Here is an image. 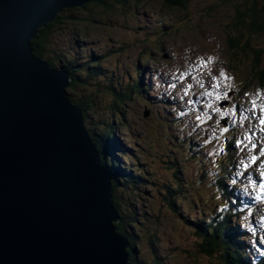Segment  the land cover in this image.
I'll use <instances>...</instances> for the list:
<instances>
[{"label":"rangeland","instance_id":"1","mask_svg":"<svg viewBox=\"0 0 264 264\" xmlns=\"http://www.w3.org/2000/svg\"><path fill=\"white\" fill-rule=\"evenodd\" d=\"M103 1L64 9L58 20L63 22L53 24L45 52L57 70L68 63L85 67L88 61L104 71L103 76L89 78V68L88 73H77L80 77L68 70L67 92L82 105L93 102L88 113L72 105L81 108L84 128L109 171L114 202L118 199L123 208L122 213L117 209L119 220L114 224L130 248L137 241L136 264H220L199 251L201 241L181 214L194 220L211 215L209 205L224 200L222 185L214 178L218 173H223L220 178L227 190L237 191L224 171L246 189L239 163L251 154H236L235 164L225 156L209 161L197 156L237 148L251 119L249 97H264V88L252 81L248 61L234 60L228 44L239 0H182L184 8L171 7V0ZM261 36L260 43L264 33ZM110 84L117 86L116 93L108 89ZM230 90L233 94L227 95ZM235 95L234 103L219 106ZM166 96L179 102L170 103ZM226 117L227 126L222 122ZM92 129L104 139L94 140ZM112 143L132 151L127 152L130 160L113 151L123 162L119 168L109 149ZM165 184L173 189L183 185L174 196L177 208L167 203ZM246 229L252 235L256 227L249 224ZM152 235L157 241L150 240Z\"/></svg>","mask_w":264,"mask_h":264},{"label":"water","instance_id":"2","mask_svg":"<svg viewBox=\"0 0 264 264\" xmlns=\"http://www.w3.org/2000/svg\"><path fill=\"white\" fill-rule=\"evenodd\" d=\"M93 0H0V264H132L110 176L32 40Z\"/></svg>","mask_w":264,"mask_h":264},{"label":"trees","instance_id":"3","mask_svg":"<svg viewBox=\"0 0 264 264\" xmlns=\"http://www.w3.org/2000/svg\"><path fill=\"white\" fill-rule=\"evenodd\" d=\"M113 1L114 3L125 2V0H113ZM171 1H172L170 3L171 7H177V8L185 7L184 6L185 1L182 0H171ZM230 1H234V0H230ZM101 3L104 4V1L93 0L89 3L82 5L78 9H84L90 4L100 5ZM236 5H237L236 16L232 22L233 29L231 31V34L229 35V40H228L229 47L233 50L234 60L235 59L239 60L240 58L244 57V59L248 61L249 71L252 75V81L258 82V84L261 87H264V47H263L264 40L262 43L258 41L259 38L258 35L261 36V34L264 33V0H239V3H236ZM124 8H128L127 5H124ZM61 16L62 14H59L55 21L41 28L36 39L32 40V45L36 56L46 58L45 60H47L54 67H56L55 66L56 64L54 63L52 58H50L46 54L45 50L48 48V44H50L51 33H52L51 28L53 24L55 25L58 22ZM61 22L63 21H60L58 23L61 24ZM85 63H86L85 67L84 64L81 66L80 65L74 66V64L72 63H68L67 65H63V66L65 69L69 70L71 74L74 73L78 77L80 76L77 73H82L84 70H87V73L89 70L91 71V73L89 72L88 74L89 78L99 74L103 76L104 71L100 72L99 70L100 66L98 65L91 66L90 62H85ZM87 68H89V70ZM108 89L114 93L117 92V86L113 84H110L108 86ZM132 90H134V88ZM71 97H70L71 101L74 104H78L81 107H83L84 110L86 109L85 110L86 112L88 111V108L91 107V105H93V102L91 105L88 102L82 105L78 99H74ZM87 118H89V116H87ZM121 121L124 122L123 119ZM112 125H113L112 123L108 125L110 130ZM91 131L94 133L93 135L94 140L96 139V141H98L104 139L101 138L99 135H97V131H95L94 129H92ZM109 149L113 155H114L113 151H118L121 154L120 158L121 156L122 157L129 156V154L127 153L128 150H126L124 145L122 144L114 147L112 143L109 145ZM120 158L116 159L115 156L116 159L115 161H118L116 165L123 163L119 161ZM121 170L123 171V169ZM131 172L132 171H130V174H132ZM124 173L126 175H129V173H127L126 170H124ZM136 177L141 178L140 175H136ZM195 183L196 182H194V184ZM134 184L136 186L138 184L137 181L136 182L134 181ZM219 184L223 186L224 182L222 180H219ZM180 186L181 184H179V187ZM164 188L168 192V196H166L165 199L170 201V205H174L175 208H177L178 205L177 198L176 199L174 198V194L179 193L180 188L173 189L172 186H170L169 184H165ZM219 191L221 193H226L227 195L228 194L230 195V192H228L225 187H220ZM115 200H116L115 201L116 208L119 210L120 213L124 212L123 208L118 202V199L115 198ZM229 204L231 205V203H226L225 205V207L228 209L230 207ZM181 215L183 216L182 220L184 219L186 224L190 227L191 231L196 235L197 238L200 239L201 242L197 247L199 248V251L201 253L209 256V258L210 257L214 258L220 264H242V263L248 264L245 262L249 261L248 258L250 256V253L248 251V248L247 249L244 248L243 246L244 243L240 241L239 235L236 232V230L232 229L234 225L231 222L230 216L224 219H218L214 217L213 213L211 212V215L208 216L206 220L204 219L205 220L204 222H201L199 219L194 220L192 218H188L184 216L183 214ZM120 223H122V221H120ZM118 227L120 229L119 225ZM150 240L152 242L157 241V237L152 235L150 237ZM136 245H137V241H134L130 248L133 249L135 252V253L131 252L132 253L131 263L133 262L132 264H136L135 262L138 259L136 255L137 253ZM153 253L155 258H159L160 256L159 250L157 251L154 249ZM249 264H254V261L250 260Z\"/></svg>","mask_w":264,"mask_h":264},{"label":"bare ground","instance_id":"4","mask_svg":"<svg viewBox=\"0 0 264 264\" xmlns=\"http://www.w3.org/2000/svg\"><path fill=\"white\" fill-rule=\"evenodd\" d=\"M228 3V2H227ZM140 66V65H139ZM137 73V72H136ZM242 155H244V153H241ZM250 162H252V163H250ZM242 163H249L250 164V167L249 168H247L246 169V172H249V173H251V172H263L264 171V159L263 158H259L258 156H256V155H254V154H252L251 153V155L249 156V160H245V161H243V160H241V164ZM110 176V175H109ZM244 178H247V176L246 177H244ZM247 182L249 183V184H247ZM247 182H245L246 184H244L245 185V187H246V189H248V187H251L252 186V189H253V192L254 191H256L258 188L256 187V186H253V183H255V179H249V181H247ZM224 186H225V184H224ZM222 187V186H221ZM178 188H179V186H178ZM225 188H226V186H225ZM251 189V190H252ZM228 192H230V193H232L231 192V190H227ZM229 195V194H228ZM242 203V202H241ZM220 230V229H219ZM222 235V234H221ZM259 255H264V252L263 253H260ZM230 256V255H229ZM132 260V259H131ZM159 260V259H158ZM238 261V260H237ZM243 264V263H242Z\"/></svg>","mask_w":264,"mask_h":264},{"label":"clouds","instance_id":"5","mask_svg":"<svg viewBox=\"0 0 264 264\" xmlns=\"http://www.w3.org/2000/svg\"><path fill=\"white\" fill-rule=\"evenodd\" d=\"M125 147V146H124ZM131 154H132V151L131 150H128ZM117 157V156H116ZM117 158H119V157H117ZM128 158H129V160H130V156H128ZM120 162H122L121 160H119ZM119 166H122L121 164H119V165H117V167L119 168ZM109 172V171H108ZM132 179H134L133 177H132ZM168 196V195H167ZM166 201H167V203L169 202L170 203V201H168L167 199H166ZM172 206V205H171Z\"/></svg>","mask_w":264,"mask_h":264}]
</instances>
